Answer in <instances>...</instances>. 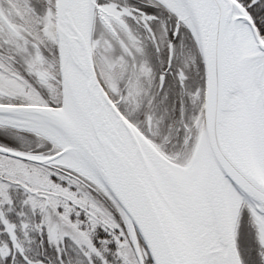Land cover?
I'll use <instances>...</instances> for the list:
<instances>
[{"label": "snow or ice", "instance_id": "1", "mask_svg": "<svg viewBox=\"0 0 264 264\" xmlns=\"http://www.w3.org/2000/svg\"><path fill=\"white\" fill-rule=\"evenodd\" d=\"M0 264H264V0H0Z\"/></svg>", "mask_w": 264, "mask_h": 264}]
</instances>
